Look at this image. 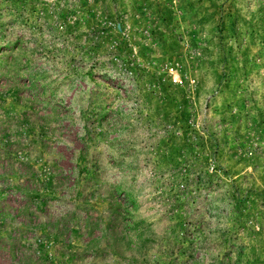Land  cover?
Wrapping results in <instances>:
<instances>
[{"label":"rangeland","instance_id":"1","mask_svg":"<svg viewBox=\"0 0 264 264\" xmlns=\"http://www.w3.org/2000/svg\"><path fill=\"white\" fill-rule=\"evenodd\" d=\"M0 264H264V0H0Z\"/></svg>","mask_w":264,"mask_h":264},{"label":"trees","instance_id":"2","mask_svg":"<svg viewBox=\"0 0 264 264\" xmlns=\"http://www.w3.org/2000/svg\"><path fill=\"white\" fill-rule=\"evenodd\" d=\"M15 190L17 192H24V193H31V192H34V190L30 189V188H23L22 185H17L15 186ZM23 193H21L22 195ZM26 194H23V196H25Z\"/></svg>","mask_w":264,"mask_h":264}]
</instances>
